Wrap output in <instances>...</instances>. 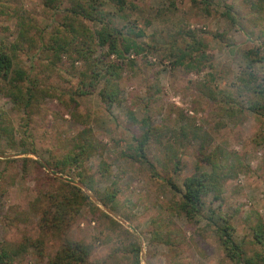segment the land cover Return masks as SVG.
<instances>
[{
	"label": "rangeland",
	"instance_id": "obj_1",
	"mask_svg": "<svg viewBox=\"0 0 264 264\" xmlns=\"http://www.w3.org/2000/svg\"><path fill=\"white\" fill-rule=\"evenodd\" d=\"M76 1L88 0H59L57 10L48 8L45 0H0V43L20 44L16 66L25 68L45 92L38 105L25 112L4 96L6 83L0 80V111L8 115L11 132L0 139V247L25 248L14 264H47L72 242L90 248L88 264H135L134 244L141 245V264H235L216 227L204 218L214 213L217 227L225 221L233 226L234 240L248 256H264V246L253 244L252 233L260 220L264 222V98L244 92L240 85L250 71L244 61L247 52L258 50L264 58V0H210L209 7L200 0H126L121 14L114 0H99L112 14L107 22L129 37L131 28L145 31L139 42L153 46L146 60L127 56L134 63L124 71L121 98L110 111L99 96L103 83L88 96L77 95L87 68L84 61L63 57L55 68L50 65L56 30L63 29L66 10ZM228 7L236 26L226 17ZM84 23L93 32L100 27ZM175 42L176 50L185 42H202L207 59L201 71L172 65L167 56ZM103 54L106 50L99 49L96 57ZM253 71L255 85L264 86V64ZM255 103L260 108L251 111ZM146 118L156 131L147 156L158 178L148 164L123 157L133 138L143 135ZM192 123L210 134L208 153L225 148L243 164L241 173L227 181L222 200L213 203L210 198L202 205L197 226L176 213L173 204L179 197L163 181L173 180L182 188L200 164V143L181 135V128ZM86 127L93 130L102 155L85 162L84 175L94 178L100 193L116 185V211L80 182L82 170L54 174L48 165L67 155ZM21 146L27 154L20 152ZM103 162L110 173L101 172ZM72 186L81 188L100 211L87 206L69 209L60 222L57 200L70 197ZM161 231L159 244L154 238Z\"/></svg>",
	"mask_w": 264,
	"mask_h": 264
},
{
	"label": "trees",
	"instance_id": "obj_2",
	"mask_svg": "<svg viewBox=\"0 0 264 264\" xmlns=\"http://www.w3.org/2000/svg\"><path fill=\"white\" fill-rule=\"evenodd\" d=\"M118 7V14L124 12L126 7V0H114ZM196 3V0H193ZM59 0H45V5L48 8H58ZM81 1H76L75 4L67 9V15L63 29L56 30V37L53 40V46L51 45L52 58L50 65L56 67L63 57L72 60H81L87 64L86 71L80 76V85L77 90V95L80 97L90 95L98 85L103 83V88L99 92V96L102 102L105 104L107 110H112L113 107L119 102L121 98L120 80L127 67H131L134 63L133 60L128 61L127 56L134 54L135 58L147 59L152 53L153 46L144 45L139 42L138 39L145 37V31L139 30L137 27L131 28L129 34L125 35L113 27L106 20L111 18L112 14L107 13L102 9V3L99 0H88L84 4ZM201 4L205 7L211 5L210 0H200ZM226 17L230 23L236 26V19L232 15L231 8H227ZM89 21L100 26L95 32H93L84 23ZM22 33L21 37L26 39L27 32L25 25L21 24ZM183 33V29L180 34ZM179 35V33H178ZM179 49H174L176 42L172 44L169 49L170 53L167 58L172 62L174 67L186 66L189 69H195L201 71L202 61L207 59L205 56L204 47L202 42L198 44H187ZM106 50V54L98 56V50ZM20 50V44L8 46L5 43H0V80L6 83L4 90V96L8 98L12 104L20 110L25 112L32 111V109L38 105V97L41 94H45L33 80L28 71L21 67L16 66L15 60L18 51ZM197 53L200 54L198 58L194 57ZM116 56V60L111 61L110 57ZM194 57V58H193ZM244 61L247 64L246 67L250 71H246L244 75L247 78L240 80V85L243 86L244 92L254 94L258 98H264V86L262 84L255 85L256 73L253 71L254 67L258 64H264V58L261 56L258 50H251L244 56ZM129 64V65H128ZM248 72V73H247ZM240 85L239 89H240ZM243 95V94H242ZM76 104L74 98L71 99ZM234 102V101H233ZM77 105V104H76ZM235 107L232 106V109ZM260 108L258 103L251 106V111H256ZM264 110V107L262 108ZM228 111V116L233 117L234 113ZM130 118L135 120L133 113H130ZM143 135L141 137H134L131 149H127V152L123 153L124 158H130L132 161L148 164L152 168V176L155 178L160 177L157 173L154 165H152L147 156V149L154 137V129L150 124L149 118L142 121ZM11 135L10 132V120L8 115L0 111V139L3 136ZM181 135L186 140H191L200 143V150L198 152V165L195 173L187 177L183 182V187L180 188L173 180H165L171 190L179 197L173 208L179 215L185 216L189 223H194L196 226L200 223L202 218L201 207L206 200L210 199L213 203L221 201L224 192L225 185L228 180L235 179L239 173H241L243 164L238 157H232V154L225 148H218L213 153H208L206 147L211 143L212 138L209 133L202 128H198L194 123L181 128ZM20 152L27 154L23 146ZM101 146L94 137V132L91 128L86 127L81 130L75 138L74 145L70 152L62 159L49 163L54 174H66L77 170L78 179L89 190L93 191L99 202L116 211L117 209V195L118 191L115 189L114 184L113 191L106 190L102 193L97 192L94 187L95 180L90 176L84 175V164L91 157L100 154ZM128 151L130 156H128ZM177 158V156L175 155ZM27 161V160H26ZM42 166V163L36 162ZM201 164L209 166L210 172L202 171ZM176 168L179 169V163L176 164ZM104 174L110 173V167L103 162L101 166V172ZM72 193L70 197H64L57 200V213L58 220L63 221L64 215L69 209H76L79 207H90L93 211H100L91 198L79 187L72 186ZM102 214L111 220L113 225H119L113 218L106 213ZM214 213L205 219L209 220L215 228V233L218 235L221 245L226 251L227 257L235 264H264V256L255 254L254 256H248L242 245H238L234 240V228L228 222L225 221L222 228L217 227L214 219ZM211 227V225H208ZM253 244L256 246H264V222L259 221L255 227L252 228ZM163 232H159L154 238L156 243H163ZM168 242V241H167ZM164 242V243H167ZM20 250H11L7 247H0V264H14V261L26 253L25 248H19ZM131 252L135 259V264H141V245L134 244ZM90 257V248L81 243H68L60 252H58L47 264H88ZM95 264H109L106 262L97 261Z\"/></svg>",
	"mask_w": 264,
	"mask_h": 264
},
{
	"label": "water",
	"instance_id": "obj_3",
	"mask_svg": "<svg viewBox=\"0 0 264 264\" xmlns=\"http://www.w3.org/2000/svg\"><path fill=\"white\" fill-rule=\"evenodd\" d=\"M83 188V187H82ZM95 200V199H94ZM107 212H109V211H107Z\"/></svg>",
	"mask_w": 264,
	"mask_h": 264
}]
</instances>
